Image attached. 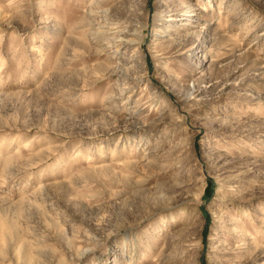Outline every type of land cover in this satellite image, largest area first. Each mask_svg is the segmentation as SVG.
I'll return each instance as SVG.
<instances>
[{
    "label": "rangeland",
    "instance_id": "374dc122",
    "mask_svg": "<svg viewBox=\"0 0 264 264\" xmlns=\"http://www.w3.org/2000/svg\"><path fill=\"white\" fill-rule=\"evenodd\" d=\"M0 264H264V0H0Z\"/></svg>",
    "mask_w": 264,
    "mask_h": 264
},
{
    "label": "bare ground",
    "instance_id": "6f19581e",
    "mask_svg": "<svg viewBox=\"0 0 264 264\" xmlns=\"http://www.w3.org/2000/svg\"><path fill=\"white\" fill-rule=\"evenodd\" d=\"M124 38V37H123ZM125 40V39H124Z\"/></svg>",
    "mask_w": 264,
    "mask_h": 264
}]
</instances>
